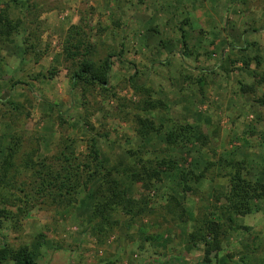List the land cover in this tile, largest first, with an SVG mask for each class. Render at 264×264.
Returning a JSON list of instances; mask_svg holds the SVG:
<instances>
[{
    "label": "rangeland",
    "instance_id": "1",
    "mask_svg": "<svg viewBox=\"0 0 264 264\" xmlns=\"http://www.w3.org/2000/svg\"><path fill=\"white\" fill-rule=\"evenodd\" d=\"M0 11L17 25L0 36V163L14 139L17 169L50 161L61 139L79 159L98 149L67 206L0 219V242L35 264H196L205 251L210 264H264V199L247 213L226 201L230 173L264 182V0H0ZM71 29L92 63L111 56L107 87L71 85ZM125 162L159 174L129 180L113 171Z\"/></svg>",
    "mask_w": 264,
    "mask_h": 264
},
{
    "label": "trees",
    "instance_id": "2",
    "mask_svg": "<svg viewBox=\"0 0 264 264\" xmlns=\"http://www.w3.org/2000/svg\"><path fill=\"white\" fill-rule=\"evenodd\" d=\"M16 28V23L9 22L6 14L0 11V36L7 37ZM67 33L69 42L61 48L63 59L70 62L78 60L76 63L73 62V68L70 70L71 85L82 84L90 87L94 85L101 88L107 87V74L110 68L109 59L111 56H106L95 65L88 57V41L77 35L76 29L68 30ZM22 45H25L24 39ZM23 52L25 53L26 50H23ZM178 130L181 131V136H188L187 127L179 128ZM171 138H174V136H172V133H169L165 137V143L172 144L173 141ZM19 146V141L14 139L5 149L6 153L0 163V204L6 205L9 203L15 208L14 212L0 209V219L3 220H11L13 218L16 220L17 217L25 214L28 208L41 203L67 206L70 203L69 201H71V197L75 195L78 185L90 179L88 178L90 163L96 160L98 156V149L92 141L87 146V155L79 159L74 154L73 141L68 138L61 139L60 149L56 155L50 158V161L49 159L47 161L44 159L35 162L33 158L27 156L22 158V164L20 163L19 169H21V172L26 173L28 178V182L24 184L23 182L16 181L15 174L18 175L20 170L12 164V157ZM129 159L133 160L132 157H129ZM118 164L119 168H114L113 171H116L121 176L127 177L129 180L142 181L143 184H146L143 182L144 180L147 181L151 177L159 174L157 169L154 170L149 166H142L139 169L133 162ZM10 170H13V174L8 176ZM91 173L94 176L96 175L95 172ZM228 183L229 189L227 191L226 201L235 204L242 213H247L250 210L251 200L264 199V182L251 181L239 175L237 171H234L229 174ZM13 192L19 194L18 198H11L10 193ZM124 194L122 190L118 191L117 198L121 200ZM124 206H127L126 202ZM95 211L101 214L110 211V208L109 206H105L98 210L96 208ZM211 226V222H203L197 231L199 234L203 230L211 231ZM4 261H9L11 264H35L32 255L28 253L24 246L13 249L8 247L2 240L0 242V264ZM173 262L183 264L181 258H172L166 264H172ZM196 264H210L208 251H205L202 258Z\"/></svg>",
    "mask_w": 264,
    "mask_h": 264
}]
</instances>
